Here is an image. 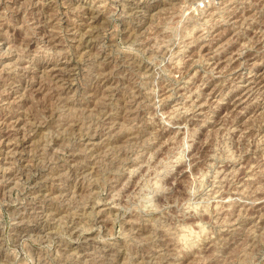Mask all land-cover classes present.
Segmentation results:
<instances>
[{"label":"rangeland","instance_id":"1","mask_svg":"<svg viewBox=\"0 0 264 264\" xmlns=\"http://www.w3.org/2000/svg\"><path fill=\"white\" fill-rule=\"evenodd\" d=\"M0 264H264V0H0Z\"/></svg>","mask_w":264,"mask_h":264},{"label":"bare ground","instance_id":"2","mask_svg":"<svg viewBox=\"0 0 264 264\" xmlns=\"http://www.w3.org/2000/svg\"><path fill=\"white\" fill-rule=\"evenodd\" d=\"M138 1V0H137ZM125 4V3H124ZM126 5V4H125ZM143 5V4H142ZM75 9V8H74ZM37 11V10H36ZM50 11V10H49ZM235 12V11H234ZM74 13V12H73ZM42 23V22H41ZM30 27V26H29ZM73 32V31H72ZM55 36V35H54ZM63 36V35H62ZM51 37V36H50ZM55 43V42H54ZM262 45V44H261ZM259 47V46H258ZM261 56V55H260ZM252 57V56H251ZM115 59V58H114ZM252 59V58H251ZM114 62V61H113ZM135 63V62H134ZM52 66V65H51ZM114 67V66H113ZM231 67V66H230ZM126 70H128V69H126ZM46 72V71H45ZM64 74V73H63ZM116 75V74H115ZM12 76V75H11ZM17 79V78H16ZM169 82V81H168ZM49 90V89H48ZM135 94V93H134ZM54 95V94H53ZM60 95V94H59ZM58 95V96H59ZM141 95V94H140ZM61 100V99H60ZM130 104V103H129ZM22 106V105H21ZM5 115V114H4ZM7 124V123H6ZM152 125V124H151ZM10 126V125H9ZM103 126V125H102ZM16 129V128H15ZM18 130V129H17ZM94 132V131H93ZM90 135H91V133H90ZM16 136V135H15ZM113 144H115V143H113ZM199 149V148H198ZM39 159V158H38ZM37 159V160H38ZM62 165V164H61ZM51 170V169H50ZM27 171V170H26ZM49 173V172H48ZM29 178V177H28ZM42 181V180H41ZM262 190V189H261ZM41 198V197H40ZM42 199V198H41ZM46 205V204H45ZM261 210V209H260ZM253 215V214H252ZM71 218V217H70ZM20 220V219H19ZM70 223V222H69ZM72 227V226H71ZM140 228V227H139ZM71 229V228H70ZM70 231V230H69ZM140 255V254H139ZM166 258V257H165Z\"/></svg>","mask_w":264,"mask_h":264}]
</instances>
